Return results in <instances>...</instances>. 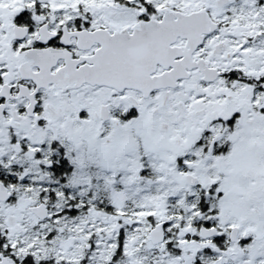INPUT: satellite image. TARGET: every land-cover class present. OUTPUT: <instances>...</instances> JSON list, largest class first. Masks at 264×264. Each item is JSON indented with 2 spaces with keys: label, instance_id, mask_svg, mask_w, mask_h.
<instances>
[{
  "label": "flooded vegetation",
  "instance_id": "flooded-vegetation-1",
  "mask_svg": "<svg viewBox=\"0 0 264 264\" xmlns=\"http://www.w3.org/2000/svg\"><path fill=\"white\" fill-rule=\"evenodd\" d=\"M130 204L135 264H264V0H0V264H125Z\"/></svg>",
  "mask_w": 264,
  "mask_h": 264
},
{
  "label": "rangeland",
  "instance_id": "rangeland-1",
  "mask_svg": "<svg viewBox=\"0 0 264 264\" xmlns=\"http://www.w3.org/2000/svg\"><path fill=\"white\" fill-rule=\"evenodd\" d=\"M143 139L144 148H146L148 155L150 152L156 151L155 143L156 141L152 140V135H145ZM138 145V143H137ZM124 151V155H120L118 157L109 156L105 157L102 156L105 163H107V167L111 170L109 171L111 174H121L120 180L121 183L125 186V191H116L115 195L117 196L116 203L118 205H122L123 202L126 204L130 203L129 198L134 199L135 196V190L137 189V206L140 209H144L147 211H150L148 214L144 215L143 210L141 212H137V223L141 226H144V224L149 223V221L153 219H162V218H168L170 222L177 223L181 222V217L176 218H170L165 216V209H163L161 206L165 204V201L162 197H158L159 192L162 188L168 187L170 185V180L161 178L160 180H157L156 182L151 181L145 177H140L143 171V165L141 162V159L143 156L137 151V157L135 156L133 146L126 145ZM105 168V167H104ZM107 170V168H105ZM94 176L99 174H104L105 172L102 171V167L95 166L93 169ZM137 175V178H134V176ZM156 198V199H155ZM153 206L156 208V210H152ZM132 210L130 212V216L124 215L120 218H116V222H122L124 226H113L109 230H113V228H122V237H123V248H124V255L126 256L125 264H135L133 260V243L135 239V226H134V210L132 208H128L127 210ZM137 211L138 208H137ZM97 215L95 213L94 215V221L96 220L98 223H107V220H99L97 219ZM112 223V222H111ZM143 224V225H142ZM106 227H101V229H104ZM95 233H97L95 231ZM110 237V236H109ZM126 241V244L125 242Z\"/></svg>",
  "mask_w": 264,
  "mask_h": 264
},
{
  "label": "water",
  "instance_id": "water-1",
  "mask_svg": "<svg viewBox=\"0 0 264 264\" xmlns=\"http://www.w3.org/2000/svg\"><path fill=\"white\" fill-rule=\"evenodd\" d=\"M42 212H45V211L42 210ZM42 217H45V216H42ZM156 226H164V223L161 222V223L157 224ZM159 231H160V228H159V229H154V230L151 232V236H152L153 238L157 237L158 239H161V238H162V234H160Z\"/></svg>",
  "mask_w": 264,
  "mask_h": 264
},
{
  "label": "trees",
  "instance_id": "trees-1",
  "mask_svg": "<svg viewBox=\"0 0 264 264\" xmlns=\"http://www.w3.org/2000/svg\"><path fill=\"white\" fill-rule=\"evenodd\" d=\"M128 208H132V204H130L129 206H128ZM132 210H126V212H127V215H129V213L131 212Z\"/></svg>",
  "mask_w": 264,
  "mask_h": 264
}]
</instances>
